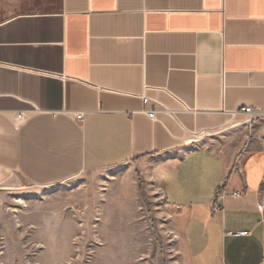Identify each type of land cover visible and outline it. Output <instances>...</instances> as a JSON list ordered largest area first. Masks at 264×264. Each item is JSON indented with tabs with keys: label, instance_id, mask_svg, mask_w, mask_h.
<instances>
[{
	"label": "crops",
	"instance_id": "0c3cea01",
	"mask_svg": "<svg viewBox=\"0 0 264 264\" xmlns=\"http://www.w3.org/2000/svg\"><path fill=\"white\" fill-rule=\"evenodd\" d=\"M246 106L264 109V0H0V185L131 163L176 264L264 261V117Z\"/></svg>",
	"mask_w": 264,
	"mask_h": 264
},
{
	"label": "rangeland",
	"instance_id": "374dc122",
	"mask_svg": "<svg viewBox=\"0 0 264 264\" xmlns=\"http://www.w3.org/2000/svg\"><path fill=\"white\" fill-rule=\"evenodd\" d=\"M139 172L128 163L0 185V264H176V235Z\"/></svg>",
	"mask_w": 264,
	"mask_h": 264
},
{
	"label": "built area",
	"instance_id": "2783aa9c",
	"mask_svg": "<svg viewBox=\"0 0 264 264\" xmlns=\"http://www.w3.org/2000/svg\"><path fill=\"white\" fill-rule=\"evenodd\" d=\"M148 101V98L146 97H142V102L145 104ZM240 112H243L244 114H246L249 119L254 118V117H258V118H262L264 117V109H253L251 106H246L243 108H240L239 110ZM147 116L150 119H154L155 118V110H148L145 111ZM76 119H81L82 118V114H77ZM209 133H207L205 130H200L199 132H195L191 135V137L189 138V143H197L199 142L202 138H204L206 135H208ZM226 193V187L225 186H221L220 188H218L215 193H214V198L212 200L211 203V208L213 210H217L220 208V201L224 198ZM233 194L235 195H240L241 192L240 191H235L233 192ZM239 234H245L244 232H240ZM264 264V261L261 263Z\"/></svg>",
	"mask_w": 264,
	"mask_h": 264
}]
</instances>
